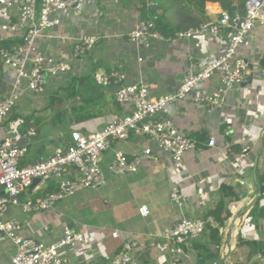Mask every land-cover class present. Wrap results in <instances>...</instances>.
Masks as SVG:
<instances>
[{
	"label": "crops",
	"instance_id": "crops-1",
	"mask_svg": "<svg viewBox=\"0 0 264 264\" xmlns=\"http://www.w3.org/2000/svg\"><path fill=\"white\" fill-rule=\"evenodd\" d=\"M138 3L139 0H85L81 19L74 18L70 10L60 12L56 15V25L38 40L40 50L71 60L72 69L51 78L45 95L25 93L11 119L0 128V136L13 137L25 144L27 129L32 124L36 127L37 135L29 145L28 161L51 154L69 138L71 130L80 129L86 133L99 130L128 109L115 101L113 89H109L103 91L105 97L96 105L94 116L85 121H72L70 103H66L63 107L68 122L64 127L55 128L51 124L55 111L47 107L48 95L55 91L63 94L62 89L72 77H92L94 73L103 74L119 68L128 83L144 73L155 84L154 93L160 95L176 90L192 65L200 67L209 56L222 52L228 30L188 39L173 36L165 41L155 40L151 48L135 46L129 42L128 32L140 17ZM206 10L205 22L216 21L222 7L218 2L208 1ZM8 20L15 22L16 17L0 5V42L19 44L22 33L6 31ZM90 34L98 37L94 48L86 58L74 55L76 39ZM251 52L260 57V69L264 70V24L255 27L240 48L239 55L245 57ZM218 84L216 74L204 86L215 89ZM8 90L9 85L0 73V95ZM30 114L44 120L38 124L32 121L24 129L22 118ZM173 119L178 129L196 142V147L186 152L182 162H175L170 156H160L156 160H145L135 174L111 173L108 166L115 150H123L131 156L148 142L147 138L130 133L127 140L113 142L112 148L102 157L101 167L107 175V185L101 193L76 197L83 190H91L83 189L58 201L50 209L31 213H22L11 207L7 218L19 219L24 225L23 235L44 242L59 239L67 228L87 231L92 239L101 241L103 247L99 252L86 246L75 250L72 253L75 264H112L110 257L124 239L134 233L142 234L143 241L132 264H264V252H255L247 245L238 244L239 237L246 241L264 240V217L252 219L249 215L262 193L261 205L264 206V191L261 189L264 182L260 183V180L264 181V76H256L234 88L223 111L216 110L207 116L189 104H178ZM211 138H215L212 146L209 145ZM245 147H248L247 151L243 150ZM240 180L245 184L241 185ZM174 184L180 187L184 211L189 215L201 212L206 216L222 198L231 212L220 228L218 242L212 239L206 228L200 238L180 244L186 254L184 257L172 249L174 246H158L153 237L175 220L176 213L171 206ZM47 185L43 183V188ZM215 194L221 198L214 201ZM142 205H148L150 209L145 217L139 212ZM45 226L48 230L44 229ZM113 230H119L121 236L113 237ZM202 244L208 246V256L199 258L197 246ZM14 251L10 241L0 243L1 264H5Z\"/></svg>",
	"mask_w": 264,
	"mask_h": 264
},
{
	"label": "built area",
	"instance_id": "built-area-1",
	"mask_svg": "<svg viewBox=\"0 0 264 264\" xmlns=\"http://www.w3.org/2000/svg\"><path fill=\"white\" fill-rule=\"evenodd\" d=\"M0 5L16 17L15 22L7 21L5 30L22 33L20 44L0 47V73L9 85L7 93L0 95L1 128L25 93L43 96L51 78L71 71V60L45 53L37 43L56 25L58 13L70 10L74 18L81 19L85 0H0ZM234 12L233 17V11L222 9L216 21L203 22L198 27L176 33L175 36L188 39L229 31L222 52L209 56L200 67L192 65L176 90L156 95L155 84L144 73L128 83L119 68L108 73H94L92 77L104 92L113 89L115 101L128 106L122 115L93 132L71 130L70 137L51 154L40 155L31 161L27 160L29 145L37 135L33 124L27 129L25 144L13 137L0 136V185H5L8 190L6 195H0V243L10 241L15 247L5 264H75L72 255L75 250L86 246L101 251V241L92 239L87 231L74 228L65 229L59 239L51 242L23 235V223L17 218H7V213L11 207L22 213L47 210L80 190L104 187L107 175L101 167L102 157L112 148L113 142L127 140L130 133L143 136L148 142L131 156L123 150H115L108 166L111 173L135 174L145 160H156L160 156H170L175 162H182L186 152L196 147V142L176 126L173 117L177 105L189 104L208 116L225 109L234 88L256 76H264L257 54L239 55L240 48L255 27L264 24V0H245L244 13ZM169 38L155 30L153 20L140 17L128 32L129 42L139 48H151L155 40ZM97 40L95 34L80 36L73 44V54L86 58ZM216 74L218 86L215 89L205 87L204 83ZM214 144L215 138H211L209 145ZM243 150L247 151L248 147ZM35 180L39 181L33 185ZM43 183H52L56 189L45 196H35L43 189ZM240 183L244 185L245 181L240 180ZM220 198L215 194L213 200ZM171 206L176 213L175 220L153 237L158 246H174L172 249L184 257L186 254L180 244L200 238L207 224H217L211 216L205 217L201 212L189 215L184 211V198L178 184L172 186ZM139 212L145 217L150 209L148 205H142ZM44 229L48 230V226ZM111 235L121 236L119 230H113ZM142 241L140 233L124 239L110 257L111 263L132 264Z\"/></svg>",
	"mask_w": 264,
	"mask_h": 264
},
{
	"label": "trees",
	"instance_id": "trees-1",
	"mask_svg": "<svg viewBox=\"0 0 264 264\" xmlns=\"http://www.w3.org/2000/svg\"><path fill=\"white\" fill-rule=\"evenodd\" d=\"M208 1L218 2L222 9L238 11L240 14L244 13L245 0H139L137 8L140 18L153 20L155 30L167 37H173L179 31L198 27L206 21V2ZM21 42L22 40H20ZM10 46L12 45H8L7 42H0V47ZM62 90L64 91L63 94L55 91L48 95L47 107L55 111L51 118V124L55 128L59 127V125L64 127L66 122H68L66 109L62 105L70 103V119L74 122H81L94 116L96 105L105 97L102 87L90 75L72 77L68 85ZM56 105H59V107H55ZM22 120V127L27 129L32 121L38 124L42 118H37L30 114L24 116ZM68 137H70V134ZM263 182V180H260V183ZM55 189L56 186L49 183L45 188L38 191L35 196H45ZM261 189L263 192L264 185H262ZM262 202L263 193L258 198L256 206L249 213L252 219L257 216L264 217ZM207 216H211L218 224L216 227L207 224L206 227L209 229L212 239L218 242L220 228L224 226L225 220L231 216V212L226 208L223 198L215 202L205 217ZM238 244L247 245L250 250L255 252H264V240L246 241L239 237ZM197 248L199 250V258L208 256L209 248L206 244L198 245Z\"/></svg>",
	"mask_w": 264,
	"mask_h": 264
},
{
	"label": "rangeland",
	"instance_id": "rangeland-1",
	"mask_svg": "<svg viewBox=\"0 0 264 264\" xmlns=\"http://www.w3.org/2000/svg\"><path fill=\"white\" fill-rule=\"evenodd\" d=\"M62 106H64V105H62ZM44 117V116H43ZM44 120V118L42 119V121ZM50 124V123H49ZM48 143H53V142H51V141H49ZM107 185V184H106ZM106 185L103 187V188H100V189H98V190H95V191H92V190H83V192H80V193H78L77 194V196L76 197H80V196H83V194H87V195H89V194H93V192H96V194L97 193H101L102 192V189L104 190L105 189V187H106ZM98 199H99V201H100V198L98 197ZM101 202H102V200H101ZM103 203V202H102Z\"/></svg>",
	"mask_w": 264,
	"mask_h": 264
},
{
	"label": "water",
	"instance_id": "water-1",
	"mask_svg": "<svg viewBox=\"0 0 264 264\" xmlns=\"http://www.w3.org/2000/svg\"><path fill=\"white\" fill-rule=\"evenodd\" d=\"M235 16V12L233 11V17ZM39 180H35L34 182H33V185L36 183V182H38ZM7 192H8V190H7V188H6V186L5 185H0V195H6L7 194Z\"/></svg>",
	"mask_w": 264,
	"mask_h": 264
}]
</instances>
